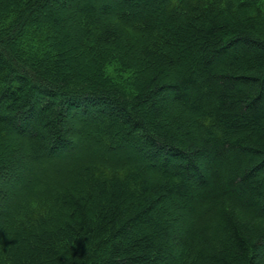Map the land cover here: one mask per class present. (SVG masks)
<instances>
[{
	"label": "trees",
	"instance_id": "1",
	"mask_svg": "<svg viewBox=\"0 0 264 264\" xmlns=\"http://www.w3.org/2000/svg\"><path fill=\"white\" fill-rule=\"evenodd\" d=\"M52 1L0 0V264H264V0Z\"/></svg>",
	"mask_w": 264,
	"mask_h": 264
},
{
	"label": "rangeland",
	"instance_id": "2",
	"mask_svg": "<svg viewBox=\"0 0 264 264\" xmlns=\"http://www.w3.org/2000/svg\"><path fill=\"white\" fill-rule=\"evenodd\" d=\"M57 1V0H56ZM57 3V2H56ZM55 3V0L54 1H52L51 3H50V5H49V7L50 8H55L57 11H60V9H58V7H57V4ZM68 12H70V10L68 11L67 9H65V11H64V13L62 12V15H64V16H66V15H68ZM60 15H61V12H60ZM43 17H44V15H42ZM89 127H86V132H89V131H91L90 129L93 127L92 125H88ZM83 138V136L80 138V139H82ZM87 141V140H86ZM114 142H115V144H117V141H115L114 140ZM77 146H78V151H75V150H73V151H71V152H68V153H65V157L66 158H68V157H71V159L72 158H79L80 156H82V154H83V147H84V144H83V140L81 141V142H76L75 143ZM89 145H90V142H89ZM93 147H95L94 145H92ZM122 147V149H121V153H120V157L121 158H124V157H126V156H128L129 154H131L132 152H135L132 148H130V146H128V145H122L121 146ZM37 172L40 174V171L37 169ZM21 176V175H20ZM23 177H26L27 178V180H29V181H31V183H35L36 182V179H34L33 177H32V172L30 171V169H26L25 170V173L22 175ZM21 176V177H22ZM0 184H4V186H5V188H6V191H7V193L8 192H10L12 189H20V188H25L26 187V185H27V183L26 184H24V183H19L18 182V179H14V180H9V181H0ZM30 189V188H29ZM28 189V190H29Z\"/></svg>",
	"mask_w": 264,
	"mask_h": 264
},
{
	"label": "clouds",
	"instance_id": "3",
	"mask_svg": "<svg viewBox=\"0 0 264 264\" xmlns=\"http://www.w3.org/2000/svg\"><path fill=\"white\" fill-rule=\"evenodd\" d=\"M113 67H114V65H113ZM106 71L110 72V71H111V68H109V69H106Z\"/></svg>",
	"mask_w": 264,
	"mask_h": 264
}]
</instances>
